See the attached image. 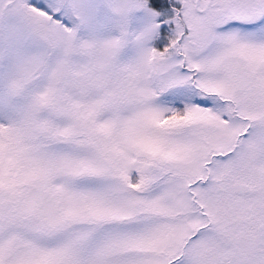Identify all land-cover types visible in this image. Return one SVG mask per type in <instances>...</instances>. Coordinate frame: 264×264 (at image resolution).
Instances as JSON below:
<instances>
[{
	"label": "snow or ice",
	"instance_id": "1",
	"mask_svg": "<svg viewBox=\"0 0 264 264\" xmlns=\"http://www.w3.org/2000/svg\"><path fill=\"white\" fill-rule=\"evenodd\" d=\"M0 264H264V0H0Z\"/></svg>",
	"mask_w": 264,
	"mask_h": 264
}]
</instances>
